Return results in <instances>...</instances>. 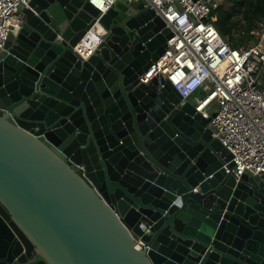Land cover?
I'll return each mask as SVG.
<instances>
[{
    "label": "water",
    "instance_id": "95a60500",
    "mask_svg": "<svg viewBox=\"0 0 264 264\" xmlns=\"http://www.w3.org/2000/svg\"><path fill=\"white\" fill-rule=\"evenodd\" d=\"M22 12L0 51V264H264V176L236 179L212 115L139 81L171 36L155 12L116 1L83 53L87 0Z\"/></svg>",
    "mask_w": 264,
    "mask_h": 264
},
{
    "label": "built area",
    "instance_id": "2783aa9c",
    "mask_svg": "<svg viewBox=\"0 0 264 264\" xmlns=\"http://www.w3.org/2000/svg\"><path fill=\"white\" fill-rule=\"evenodd\" d=\"M30 1L0 0V51L10 33L22 27V9ZM116 1L87 0L99 15L79 42L81 53L92 52L103 41L107 32L98 19ZM123 1L142 2L171 34L162 54L139 76L140 83L160 76L182 101L202 89L204 95L196 99L195 110L203 117L212 115L213 138L231 155L233 166L227 171L236 179L244 174L264 176V23L256 45L233 49L215 27L216 11L224 0ZM135 241L138 249L144 247L139 238Z\"/></svg>",
    "mask_w": 264,
    "mask_h": 264
},
{
    "label": "trees",
    "instance_id": "16d2710c",
    "mask_svg": "<svg viewBox=\"0 0 264 264\" xmlns=\"http://www.w3.org/2000/svg\"><path fill=\"white\" fill-rule=\"evenodd\" d=\"M215 27L233 49L256 45L264 23V0H224Z\"/></svg>",
    "mask_w": 264,
    "mask_h": 264
},
{
    "label": "crops",
    "instance_id": "0c3cea01",
    "mask_svg": "<svg viewBox=\"0 0 264 264\" xmlns=\"http://www.w3.org/2000/svg\"><path fill=\"white\" fill-rule=\"evenodd\" d=\"M197 91H200V93H199L198 95L196 94V95L191 96V97H192L191 99H189V98H190V97H189V98L187 99V101H192V100L196 101V99L201 98V97L204 95V91H203L202 89H198ZM197 91H196V92H197ZM196 92H195V93H196ZM195 93H194V94H195Z\"/></svg>",
    "mask_w": 264,
    "mask_h": 264
},
{
    "label": "rangeland",
    "instance_id": "374dc122",
    "mask_svg": "<svg viewBox=\"0 0 264 264\" xmlns=\"http://www.w3.org/2000/svg\"><path fill=\"white\" fill-rule=\"evenodd\" d=\"M199 93H200V91H197V92H196L195 94H193V95H196V94L198 95ZM193 95H192V96H193ZM191 98H192V97H190L189 99H191Z\"/></svg>",
    "mask_w": 264,
    "mask_h": 264
},
{
    "label": "bare ground",
    "instance_id": "6f19581e",
    "mask_svg": "<svg viewBox=\"0 0 264 264\" xmlns=\"http://www.w3.org/2000/svg\"><path fill=\"white\" fill-rule=\"evenodd\" d=\"M98 27H100L99 25H97ZM88 39L85 40V42H87Z\"/></svg>",
    "mask_w": 264,
    "mask_h": 264
}]
</instances>
